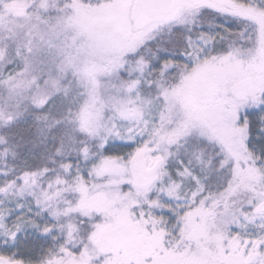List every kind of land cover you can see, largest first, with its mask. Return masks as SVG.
<instances>
[{
    "label": "snow or ice",
    "instance_id": "snow-or-ice-1",
    "mask_svg": "<svg viewBox=\"0 0 264 264\" xmlns=\"http://www.w3.org/2000/svg\"><path fill=\"white\" fill-rule=\"evenodd\" d=\"M0 264H264V0H0Z\"/></svg>",
    "mask_w": 264,
    "mask_h": 264
}]
</instances>
